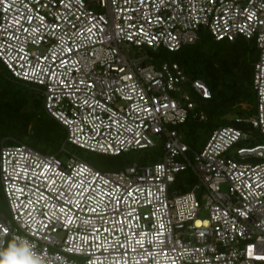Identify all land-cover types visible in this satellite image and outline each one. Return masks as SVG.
Listing matches in <instances>:
<instances>
[{
    "label": "built area",
    "instance_id": "built-area-1",
    "mask_svg": "<svg viewBox=\"0 0 264 264\" xmlns=\"http://www.w3.org/2000/svg\"><path fill=\"white\" fill-rule=\"evenodd\" d=\"M201 30L253 42L255 111L191 151L177 127L210 90L153 54ZM0 64L65 133V161L0 141V246L26 238L43 264H264V144L229 154L264 135V0H0ZM65 144L104 156L161 144L162 157L102 172ZM185 171L197 183L172 191Z\"/></svg>",
    "mask_w": 264,
    "mask_h": 264
},
{
    "label": "trees",
    "instance_id": "trees-1",
    "mask_svg": "<svg viewBox=\"0 0 264 264\" xmlns=\"http://www.w3.org/2000/svg\"><path fill=\"white\" fill-rule=\"evenodd\" d=\"M161 53H166L163 55L164 62L179 65L186 77L203 82L211 93L209 99L192 94V99L196 103L194 112L197 116L194 118L193 115L189 116L177 127L184 143L191 151L200 150L214 129L237 126L234 122L236 118L253 115L255 93L252 77L253 66L258 56L253 42L244 39H238L233 43L215 42L208 33L203 32L202 35H198L194 44L184 46L176 52L160 50L153 54V60L161 58ZM40 102L41 94L36 95L22 83L12 79L0 64V141L5 139L8 144H24L41 154H54L60 158L62 153L59 150L64 143L65 133L54 120L42 112ZM199 114H203L205 119L200 120ZM239 127L248 130L247 127ZM70 147L74 151L84 152L74 146ZM144 150L147 149L138 151ZM85 152L88 153L86 159L89 163L91 156H101L115 158L124 164L122 161L124 154L104 156ZM157 153H161L162 157L161 144ZM139 158L138 162L142 165L159 162L156 161V156L143 154ZM196 183L197 179L190 171L180 172L175 177L172 191L184 193Z\"/></svg>",
    "mask_w": 264,
    "mask_h": 264
},
{
    "label": "rangeland",
    "instance_id": "rangeland-1",
    "mask_svg": "<svg viewBox=\"0 0 264 264\" xmlns=\"http://www.w3.org/2000/svg\"><path fill=\"white\" fill-rule=\"evenodd\" d=\"M203 32H206L205 30H201L199 34H203ZM163 52V51H161ZM161 58H158V59H155L154 62L155 63H165L164 62V56L166 55V53H161ZM164 55V56H163ZM27 89H29L30 91H33L36 95H40V92H39V89L31 86V85H27V84H23ZM40 107H41V110L43 112V100H42V97H41V102H40ZM243 108H245V105L242 106ZM179 134H181L179 132ZM255 140L249 142V143H239L236 147H234L233 149L230 150L229 154H231L235 148H238V147H248L250 146L251 144L253 143H256V144H264V135H259L257 133H253L251 134ZM67 153H73L76 157H78L80 160L82 161H85L87 162L88 160L86 159L88 157V153L87 152H83V151H74L73 148H71L69 145H66L65 147ZM159 149V144H157L156 147L154 148H149L147 150H144V151H131L129 153H126L123 155L122 157V161L124 162V164L116 161L115 158H106V157H97V156H91V162H87L89 165H91L92 167L94 166V168L98 169L99 171H102V172H113V171H117V170H121V169H124L126 167H128L129 165L131 164H138V165H142V164H139V160L143 154L144 155H147V156H156V161H160L161 160V153H157ZM188 156L189 157H192V154L188 153ZM89 158V159H90ZM60 159L62 161H65V155L62 153L61 154V157ZM151 163V162H150ZM149 163V164H150ZM124 168H122L123 166ZM128 165V166H127ZM172 189V185H171V188ZM222 190H224V187H222ZM0 212H3L5 215H8V209H7V204H6V201H5V198L2 194V191H1V187H0ZM203 218H205V216H203Z\"/></svg>",
    "mask_w": 264,
    "mask_h": 264
},
{
    "label": "clouds",
    "instance_id": "clouds-1",
    "mask_svg": "<svg viewBox=\"0 0 264 264\" xmlns=\"http://www.w3.org/2000/svg\"><path fill=\"white\" fill-rule=\"evenodd\" d=\"M0 264H43L35 245L23 237H15L0 246Z\"/></svg>",
    "mask_w": 264,
    "mask_h": 264
}]
</instances>
